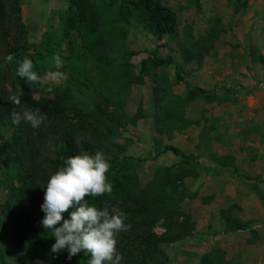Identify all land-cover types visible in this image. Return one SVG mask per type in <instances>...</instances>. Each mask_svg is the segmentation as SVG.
<instances>
[{
	"label": "rangeland",
	"instance_id": "374dc122",
	"mask_svg": "<svg viewBox=\"0 0 264 264\" xmlns=\"http://www.w3.org/2000/svg\"><path fill=\"white\" fill-rule=\"evenodd\" d=\"M21 1L31 44L30 52L37 53L38 56L40 54L42 64H60L67 70L61 77L56 75L45 77V86L47 87V84L51 86L49 95L54 96V92L58 89L70 91L67 87L63 88L64 79L70 85L84 88L86 91L84 96L89 99L93 96L97 98V91L103 90L107 97L105 99L106 104L103 106L104 109L108 113L121 115L123 119L119 124H112L108 120L106 122L99 120L98 115H90L87 120L84 119L83 121L72 119L73 127L81 135L80 139L89 137L92 139L109 138V143L116 145L114 150L117 152V157L120 159L124 157L133 158L130 167L122 177L119 176L123 179V181L121 180L122 185H119L118 188L112 185V193H106V197L109 196L114 205L122 203L125 197H128L125 184L140 192L139 190L147 185L159 168L173 167L176 170L175 166H177L178 168L192 169L201 174L198 180L196 176L190 177L191 175H189L184 182L189 197L183 202L182 210L192 215V221L196 225L195 231L181 241L162 243L158 251L151 252L148 250L150 256L146 264H209L203 261V256L210 249V242L205 238L206 223L208 222L207 218H209V212L208 210L205 211V207L211 203L209 204L205 200L208 191L205 183L203 182V184L201 181L205 178V174H209L210 170L201 169L191 151L188 152L194 159L191 163L181 162L182 157L175 156L170 150L157 154L158 149L167 145L165 142L169 143L172 140H168L169 137H166L164 133H169L171 136L183 127L186 129L185 121L188 120L184 119L183 124H181L182 128L180 125L179 128L173 126L169 130L161 131L157 127L155 116L164 119V108L167 103H171L172 105H170L175 107L176 103L180 104V100H183L184 95L181 97L174 90H180V87L176 88L179 84L186 86L184 82L173 80L175 73H177L176 65L179 67L181 77L191 84H198L205 78V74L201 71L199 74L197 70L201 69V65H206L208 61L212 60L213 57H210V53L217 47L218 51L226 54V62L230 65L228 68L234 72V66L238 64L228 50L232 46L235 48L236 43L242 42L237 37V35H243L242 33L244 36L247 35V43L251 42L250 35L255 26L251 27L250 24L259 17H264V0H247L248 7L242 13L237 12V7L246 0H164L166 4L171 5L177 11L179 28L176 34L162 38L151 33L136 18L125 19L120 23L111 22L112 10L105 3L106 0L97 2L103 20V24L99 28L100 33L93 31L98 29L97 26L85 28L82 32L73 27L75 17L67 0ZM213 24L217 31L222 30L224 33H222L221 39L215 40L211 50L207 52L204 43L198 39ZM237 40L240 43L236 42ZM70 41L73 48L69 44ZM85 43L91 46L87 48L84 46ZM59 45L62 47L61 50L58 48ZM112 45H114V49L111 48ZM189 51H196V57L187 56ZM200 52H203L202 58H197V54ZM155 55L170 59L172 62L171 69L162 68L155 73L153 68H148L149 72L143 73V60ZM252 59L257 61L254 57ZM99 60H103V63L99 64ZM255 61H252L253 66H255ZM252 72L255 75H251L253 81H257L254 83L256 87L253 89L248 86L245 88L241 86L229 90L224 87L227 83L221 86L223 88L214 89L210 103L214 104L212 110L218 112L217 115L219 116L204 118L202 122L205 134L201 141L204 143L214 142V146L207 149V154H201L204 165H220V161L229 157L230 160L226 161V164L228 162L229 168L231 167L233 170L235 167L233 165L236 164L232 152L237 153V161L239 162L237 168L239 165H247V146L251 147V151L255 149L256 155L264 153L263 141L258 140L261 132V117L264 114V68L254 69ZM165 76L168 78L165 79ZM165 80L173 82L170 87L165 86L167 84ZM214 85L215 82L206 83V87H213ZM45 89L44 91L47 93ZM239 94L245 95L249 102H238ZM39 95L38 93L37 96ZM223 100H226L227 103H223ZM228 102L233 105L230 107ZM247 103H254L250 106L249 112H247ZM138 113L143 114L134 119ZM177 113L175 112L176 119H178ZM96 128L100 130L103 136L98 135ZM211 129L214 130L213 137L209 136ZM12 131V126L3 128L0 146L11 142ZM249 133L252 135L251 138ZM186 134L184 133V135ZM191 140L192 137L189 136L188 138L173 140L171 143L181 145L184 150H192ZM195 150L196 148L192 151ZM212 150L220 154L216 158L218 164L215 160L213 161V156L216 155H213ZM102 153L106 159L111 157L104 152ZM6 174L7 172L0 169V235L2 233L0 236V264H22L16 256V250L10 237V232L13 229L12 212L3 208L8 192L4 186ZM202 175L203 177H201ZM242 175L246 176L244 173ZM262 175H264V171ZM240 180L245 181L247 178L241 177ZM195 193H197L195 196H191ZM201 193H204L205 196L202 194V198H197ZM139 216V213H133V218H127L125 221L126 224L130 225L126 232L130 240L128 237L126 238L128 246L125 245L127 246L125 251H130L131 264H141L142 254L137 248L138 242L136 241L140 223ZM163 223V219H161L151 227V232L156 235L164 233L166 229ZM146 229L148 227L143 228V230ZM117 239H120L119 235ZM218 262L219 258L216 259L215 263L218 264ZM27 264L48 263L40 259L28 258Z\"/></svg>",
	"mask_w": 264,
	"mask_h": 264
},
{
	"label": "trees",
	"instance_id": "16d2710c",
	"mask_svg": "<svg viewBox=\"0 0 264 264\" xmlns=\"http://www.w3.org/2000/svg\"><path fill=\"white\" fill-rule=\"evenodd\" d=\"M67 1L75 17L73 27L82 32L85 28L97 26L98 29L93 31L100 33L99 28L103 24V20L97 7L99 0ZM105 3L112 10L111 22L120 23L125 19L136 18L158 38L174 35L178 31L177 11L171 5L166 4L164 0H106ZM247 3L246 0L239 5L237 12L242 13L246 10ZM222 33L224 32L217 31L213 24L204 35L199 37L198 41L203 42L206 46L204 48L209 52L215 40ZM69 44L73 48L71 41ZM84 46L89 48L91 45L85 43ZM58 48L62 49L60 45ZM111 48L114 49V45ZM30 49L31 44L24 20L22 1L0 0V139L3 137L4 127L12 126L13 128L11 142L0 146V169L7 172L4 186L8 190L3 208L12 212L13 229L10 232V237L16 250V256L22 264H27L28 258L40 259L48 264H89L91 254L84 250L74 256L70 254V249L67 247L53 251V246L57 242L56 238L52 236L50 230H44L41 223L46 216L42 210L44 189L51 175L60 167L65 166V161L69 157L82 152L94 155L96 151L104 152L112 157L107 159L111 165L106 173L107 182L117 188L120 187L119 185H122L123 181L120 177L130 167L133 158L120 159L117 157V152L114 150L116 145L110 144L109 138L80 139L81 135L73 127L72 119L83 121L87 120L90 115H98L99 120L104 122L108 120L112 124H119L123 119L121 115L108 113L104 109L107 97L103 90L97 91V98L93 96L89 99L84 96L86 94L84 88L70 85L64 79L63 88L67 87L70 91L58 89L54 92L53 90L54 96H50L51 86L50 84L45 86V77L54 75L61 77L67 70L60 64H42L40 54L38 56L37 53H31ZM251 49V56L264 65V54L254 47ZM202 53L197 54V58H202ZM9 56L12 57L11 60H8ZM187 56L196 57V51H189ZM24 60L32 62L30 71L37 75L36 80H29L28 76L19 75V68ZM98 63L102 64L103 60H99ZM171 65L170 59L156 55L150 56L143 60V73L149 72L148 68H153L155 73L162 68L170 70ZM176 66L177 73L173 80L186 82L188 91L183 99L185 102L198 98L207 100L212 98L211 91L192 85L181 77L179 67ZM155 73L154 75H156ZM167 78L165 76V79ZM165 83H167L165 86L170 87L173 82L165 80ZM43 88H46L47 93ZM38 93L39 96H37ZM156 97L159 96L156 95ZM15 98L19 99V104L15 102ZM36 109H39L37 116L46 115L47 119L38 128H33L25 118V114L35 112ZM175 112L176 108L174 109L170 103H167L164 108V119L155 116L157 127L161 131L169 130L173 126L180 127L178 119L175 118ZM142 114L138 113L134 119ZM16 117H19V124L13 123ZM99 128L101 127L99 126ZM96 130L98 135H102L98 128ZM166 150H172L181 156L183 163H191L194 160L193 156L173 144L164 145L162 149L157 150V154ZM229 160L227 157L219 164L228 166L226 161ZM175 167L176 170L173 167L157 169L147 185L139 190L140 192L125 184L128 197L126 196L120 204L114 205L109 196L106 197V193L98 197L88 196L85 198L90 205H95L101 210L106 209L109 215L115 214L118 210L123 211L127 218H133V213L140 214L136 241L138 242L137 248L142 254L141 264H146L150 256L149 251H158L162 243L186 239L196 229L192 215L182 210V204L189 197L184 185L185 179L189 175L197 177V172L192 169L190 171L188 168ZM229 212L230 210H222V216L227 219V216L230 217ZM65 218H68L67 214H65ZM161 219H163L166 230L161 235H156L151 232V227ZM226 223L230 228L238 225L233 220L226 221ZM145 227L148 229L143 230ZM126 232L119 234L120 239L117 243L118 251L123 254L121 264L132 263L130 251H125L128 246L126 238L128 237L130 240ZM218 258V264H229L225 258V251L220 247L213 246L204 254L203 261L216 264L215 261ZM104 264H109V262L106 261Z\"/></svg>",
	"mask_w": 264,
	"mask_h": 264
},
{
	"label": "crops",
	"instance_id": "0c3cea01",
	"mask_svg": "<svg viewBox=\"0 0 264 264\" xmlns=\"http://www.w3.org/2000/svg\"><path fill=\"white\" fill-rule=\"evenodd\" d=\"M250 25L251 27L255 26L250 35L251 42L247 43V35L244 36V33H242L243 35L241 36L237 35L238 39H241L242 42L240 43L239 40H237L236 42L240 44L236 43L237 46L235 48H232L234 46L230 47V49L234 50H228L229 53L234 56L238 64L234 66V72L230 71L228 68L230 65L226 62V54L218 51L216 47L215 50L210 53V57H213L212 60L208 61L206 65H201V69L197 70L199 74L203 72L205 78L202 79L200 83H192V85L205 88L211 91L213 95L214 89L220 88L224 83H227L226 86L223 85L225 89L229 90L241 86L244 88L248 86L251 89L256 87L254 83L257 81H253L251 77V75H254L252 70L254 71V69L257 70L258 68L262 69L264 65L258 60L255 61L252 59L251 48L254 47L258 49L260 53L264 54V17H259ZM222 37L223 36H220L219 38L221 39ZM252 61L256 62H253L255 66L252 65ZM211 63L212 65H210ZM225 70L227 71L223 72ZM207 82H215V85L213 87H206ZM184 83L186 84V82ZM184 86L183 84H179L177 87L175 85L176 88L180 87V90L174 89L175 93L181 97L183 95L185 97L188 88L187 84L185 87ZM175 87L173 86V88ZM184 97L182 99H184ZM245 97V95L239 94L238 102H249ZM211 99L198 98L191 101L187 100L186 102L180 100V104L176 103L174 108H176V112H178L177 118L179 124H183L182 122H184V119L188 120L185 121L187 127L184 129L181 125L182 129L180 131L183 132H174L171 136L169 133H164L166 137H169L168 140L172 139L169 143L165 142V144H173L187 154L190 151L193 152L192 154L195 155L196 162L199 164L200 168L205 171L206 169L210 170L209 174H205V178L201 181V183H205L206 190L208 191L205 200L209 202V204L211 203L208 207H205V211L208 210L209 212L205 237L206 240L208 239L207 241L210 242L209 247L216 246L223 249L225 251L226 260L231 262V264H264V175H262L264 171V153H260V155L257 154V156L255 149L251 151V147L247 146V165H239L237 168L239 164L237 161V153L232 152L234 155V158H232L236 164L233 170L231 167L229 168L230 165H204L201 154H207V149H210V147L212 148L214 142L204 143L201 141L202 136L205 134L202 122L204 118L208 119L219 114L212 110L214 104L210 103ZM222 102L225 104L227 103L226 100ZM228 103L230 107L233 105L230 102ZM252 104L254 103H247V112L250 111V106H252ZM213 131L214 130L211 129L210 137L214 136ZM184 133L187 134L184 135ZM189 136L192 137L191 145L193 148L191 149L193 150L196 148L195 151L189 149H186L189 150L186 151L181 145L171 143L173 140H179L183 137L188 138ZM249 137L251 138L252 135L250 134ZM260 139L263 141L264 147V114L261 117V132L258 140ZM170 152L173 151L170 150ZM211 152L213 155H216L213 156V161L215 160V162H217L216 158L220 154L213 150ZM173 154L181 157L174 152ZM216 164H218V162ZM243 173L246 176H243ZM196 175L198 180L201 174L197 172ZM201 177H203V175ZM241 177H246L247 180H240ZM202 194L204 195V193H201L197 198H200ZM202 208L204 209V207ZM222 210H230L228 213L230 217L227 216V219H225V217L222 216ZM231 220L236 221L238 225L230 228L226 221L231 222Z\"/></svg>",
	"mask_w": 264,
	"mask_h": 264
},
{
	"label": "clouds",
	"instance_id": "9594fccd",
	"mask_svg": "<svg viewBox=\"0 0 264 264\" xmlns=\"http://www.w3.org/2000/svg\"><path fill=\"white\" fill-rule=\"evenodd\" d=\"M11 59L9 56L8 60ZM31 68L32 62L24 60L19 75L36 80L37 75L30 71ZM15 102L19 104V99L15 98ZM38 112L36 109L25 114L33 128H38L47 119L46 115L37 116ZM13 123L19 124V117ZM110 167L101 151L94 155L82 152L69 157L65 166L51 175L44 189L42 210L46 216L41 223L43 229L50 230L56 238L53 251L67 247L74 256L84 250L91 254L89 264H104L106 261L121 264L123 254L117 249V237L130 228L125 223L126 214L118 210L109 215L106 209L101 210L85 200L88 196L112 193V184L107 182L106 176Z\"/></svg>",
	"mask_w": 264,
	"mask_h": 264
}]
</instances>
